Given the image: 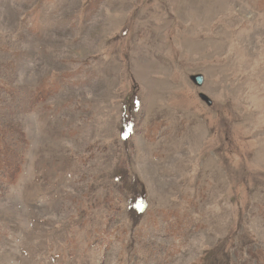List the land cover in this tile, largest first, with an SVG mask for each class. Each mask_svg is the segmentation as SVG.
I'll return each instance as SVG.
<instances>
[{"label": "rangeland", "instance_id": "rangeland-1", "mask_svg": "<svg viewBox=\"0 0 264 264\" xmlns=\"http://www.w3.org/2000/svg\"><path fill=\"white\" fill-rule=\"evenodd\" d=\"M0 264H264V0H0Z\"/></svg>", "mask_w": 264, "mask_h": 264}, {"label": "water", "instance_id": "water-1", "mask_svg": "<svg viewBox=\"0 0 264 264\" xmlns=\"http://www.w3.org/2000/svg\"><path fill=\"white\" fill-rule=\"evenodd\" d=\"M191 80H192V81L194 82V84H195L197 87H199V88L203 87L204 82H205V79H204V77H203L202 75L193 76V77L191 78ZM200 98H201V100H202L203 102H205L208 106L211 107V106L213 105L212 100H210L206 95L201 94V95H200Z\"/></svg>", "mask_w": 264, "mask_h": 264}]
</instances>
